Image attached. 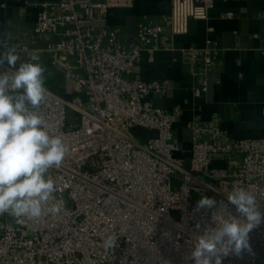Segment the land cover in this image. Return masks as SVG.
<instances>
[{
	"label": "built area",
	"instance_id": "built-area-1",
	"mask_svg": "<svg viewBox=\"0 0 264 264\" xmlns=\"http://www.w3.org/2000/svg\"><path fill=\"white\" fill-rule=\"evenodd\" d=\"M129 1L40 3L32 35L41 44L0 41L16 48L17 66L34 52L41 66L63 74L70 97L44 86L38 111L68 151L61 166L46 174L57 191L41 218L18 223L8 213L0 215V264H194L191 252L204 228L229 218L222 204L194 213L199 199L227 203L234 189L244 188L264 209V138L235 140L221 129L218 117H192L186 124L189 157L176 156L180 149L172 121L186 102L169 112L154 107L149 95H164L168 83L144 82L133 70L142 53L152 57L173 50L189 20L207 19L213 0H170L169 15L142 19L135 36L127 37L108 25L107 15ZM180 53L192 77L191 95H204L219 48L207 40L201 49ZM67 107L75 114L70 124ZM135 128L153 135L141 140ZM53 206L60 211L53 214ZM197 222L200 230L194 228ZM112 236L116 247L106 250L104 242ZM249 237L250 247L224 264H264V224Z\"/></svg>",
	"mask_w": 264,
	"mask_h": 264
},
{
	"label": "crops",
	"instance_id": "crops-1",
	"mask_svg": "<svg viewBox=\"0 0 264 264\" xmlns=\"http://www.w3.org/2000/svg\"><path fill=\"white\" fill-rule=\"evenodd\" d=\"M53 1L0 0V41L10 35L31 45L41 44L32 35L38 4ZM169 13L170 0H130L110 8L107 23L133 37L142 19ZM227 13L232 17H224ZM207 40L216 43L219 55L208 75L207 92L194 98L192 77L180 49H201ZM42 67L49 78L55 75L46 65ZM133 70L144 82L168 83L164 95H149L154 107L169 112L186 102L182 115L172 121L173 140L180 149L176 156L189 157L191 133L186 124L192 117L202 121L218 117L221 129L235 140L264 138V0H213L207 19L189 20L187 33L175 38L173 50L156 51L152 57L142 53ZM48 88L63 99L70 98L69 82L65 88L57 83Z\"/></svg>",
	"mask_w": 264,
	"mask_h": 264
},
{
	"label": "clouds",
	"instance_id": "clouds-1",
	"mask_svg": "<svg viewBox=\"0 0 264 264\" xmlns=\"http://www.w3.org/2000/svg\"><path fill=\"white\" fill-rule=\"evenodd\" d=\"M0 47L6 48L0 53V69H4L0 71V215L8 213L23 223L24 218H41L43 206L54 198L55 181L46 174L61 166L68 149L59 135L49 131L38 111L47 92L39 55L30 53L17 66L16 48ZM218 204L229 218L219 227L204 228L191 252L194 264H224L227 257L240 256L250 247L249 233L264 224V209L244 188L234 189L227 203L204 196L193 212L214 211ZM49 210L53 214L60 211L57 206ZM194 228L200 230V222ZM116 243L117 237L112 236L104 247L114 250Z\"/></svg>",
	"mask_w": 264,
	"mask_h": 264
},
{
	"label": "rangeland",
	"instance_id": "rangeland-1",
	"mask_svg": "<svg viewBox=\"0 0 264 264\" xmlns=\"http://www.w3.org/2000/svg\"><path fill=\"white\" fill-rule=\"evenodd\" d=\"M53 82V83H52ZM59 84L60 86L64 85V88L67 86L68 81L66 80L65 76L60 73H55V75L47 76L46 73H44V86L50 87L52 84ZM69 98V97H68ZM75 114L71 110V108L67 107L66 108V122L67 124H70L74 121ZM133 134L141 139L145 140L146 137L150 136L149 133L143 129L140 128H135L132 130Z\"/></svg>",
	"mask_w": 264,
	"mask_h": 264
}]
</instances>
